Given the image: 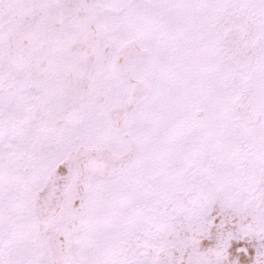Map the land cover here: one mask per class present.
Returning a JSON list of instances; mask_svg holds the SVG:
<instances>
[{
    "label": "snow or ice",
    "instance_id": "6c2138e0",
    "mask_svg": "<svg viewBox=\"0 0 264 264\" xmlns=\"http://www.w3.org/2000/svg\"><path fill=\"white\" fill-rule=\"evenodd\" d=\"M0 264H264V0H0Z\"/></svg>",
    "mask_w": 264,
    "mask_h": 264
}]
</instances>
